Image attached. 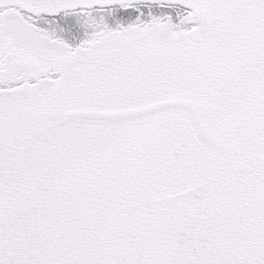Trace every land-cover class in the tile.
I'll list each match as a JSON object with an SVG mask.
<instances>
[{"label":"snow or ice","instance_id":"obj_1","mask_svg":"<svg viewBox=\"0 0 264 264\" xmlns=\"http://www.w3.org/2000/svg\"><path fill=\"white\" fill-rule=\"evenodd\" d=\"M0 264H264V0H0Z\"/></svg>","mask_w":264,"mask_h":264}]
</instances>
